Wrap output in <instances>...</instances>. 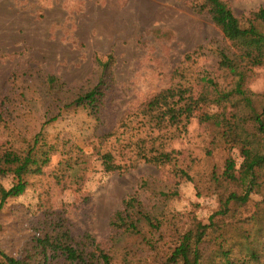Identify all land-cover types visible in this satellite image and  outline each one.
I'll return each instance as SVG.
<instances>
[{
	"label": "rangeland",
	"instance_id": "1",
	"mask_svg": "<svg viewBox=\"0 0 264 264\" xmlns=\"http://www.w3.org/2000/svg\"><path fill=\"white\" fill-rule=\"evenodd\" d=\"M201 1L0 0V156L13 149L25 153L43 130L33 154L39 163L44 150L50 157L41 173L25 176V192L0 209V248L6 254L19 257L40 219L62 212L73 235H89L113 253L114 264H164L185 231L198 221L208 223L226 209L230 192L242 191L223 172L229 156L237 166L243 157L215 120L202 121L197 114L175 136L152 129L143 112L155 94L180 83L195 93L212 90L204 74L226 85L231 81L218 68V51L230 42L207 12L194 9ZM225 1L238 16L264 8V0ZM198 46L203 50L188 59ZM108 55L114 59L106 74L97 58ZM99 82L105 95L98 112L74 104ZM246 88L264 94V64L249 73ZM254 103L260 110L262 96ZM224 104L227 113L233 111L231 103ZM140 138L150 150L163 145L176 158L164 165L142 159L105 172L103 153H115L121 163L139 159ZM15 181L12 174L0 175L6 188ZM259 182L246 203L230 202L229 214L215 219L245 221L252 231L251 217L264 209V171ZM130 196L155 218L154 226L140 223L142 234L111 224ZM219 234L209 230L203 264L224 261L217 255ZM227 237L230 257L241 258L245 250L233 244L232 227ZM259 238L260 260L242 264H264V235ZM0 264L10 263L0 255Z\"/></svg>",
	"mask_w": 264,
	"mask_h": 264
},
{
	"label": "trees",
	"instance_id": "2",
	"mask_svg": "<svg viewBox=\"0 0 264 264\" xmlns=\"http://www.w3.org/2000/svg\"><path fill=\"white\" fill-rule=\"evenodd\" d=\"M194 9L198 12H207L230 42L228 47L218 51V68L223 70L231 81L226 85L204 74L203 80L212 87V90L195 93L191 86L180 83L155 94L147 102L143 112L148 117L151 128L165 130L166 135L180 134L182 128H186L191 118L197 114L202 121L215 120L223 128L222 137L231 144L230 148H237L243 157L237 166L236 160L229 156L223 175L243 189L241 192H230L226 200V209L215 212L208 223L198 221L194 227L185 231L164 264H203L206 260L203 246L208 240L210 229L220 231L217 236L220 239L217 255L224 258L220 264L259 261L261 254L255 247L258 245L256 242L261 240L259 237L263 238L264 235V209L251 217L252 221L254 220L252 231H247L245 221L231 224L219 219L231 211L230 202L244 204L249 200L251 193L260 185L259 176L264 171V94H255L246 88L249 73L255 67L264 64V8L252 12L249 16H238L225 0H202L201 3L194 5ZM203 48L198 46L193 52L188 53L187 58L191 60ZM113 59L112 55H108L107 60L97 58L104 73L107 74L109 71ZM102 85L103 82H99L86 93L79 95L74 104L90 107L92 111L98 112L105 95ZM259 96H262L260 110L254 103V97ZM226 102L231 103L233 111L230 113L226 111L228 107L224 104ZM211 104L223 105L225 109L210 112L205 107ZM243 108L247 110L244 111ZM42 132L43 130L35 135L25 153L13 149L0 156V175L12 174L16 179L9 188L0 184V209L8 198L24 193L27 188L25 176L30 173H41L42 165L50 159L45 150L42 152L44 157L41 163L33 154ZM146 142V138H140L139 142L135 143L138 147L135 154L139 159H129L125 161L126 163L119 162L115 153L111 151L103 153L105 172L134 166V161L142 159L148 163L164 165L176 158L173 150L168 151L163 145L159 147L155 144L152 145L154 149L150 150ZM128 146H131V143ZM218 216L219 219H215ZM143 220L149 226L155 225V218L145 213L139 199L130 196L124 201V209L114 215L111 224L115 229L126 233L142 234L140 223ZM231 227L235 238L233 244L245 250L241 258L230 257L232 248L226 246L227 234ZM253 236H257V239H252ZM0 255L10 264H56L62 261L63 264H114L113 253L95 243L89 235L77 239L62 212L47 213L40 219L19 257L10 256L1 248ZM209 264H212L211 258ZM214 264H219L216 259Z\"/></svg>",
	"mask_w": 264,
	"mask_h": 264
}]
</instances>
